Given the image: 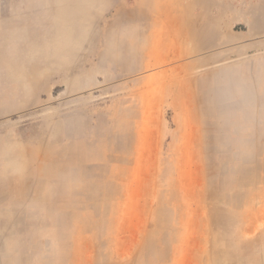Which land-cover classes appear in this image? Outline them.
<instances>
[{
  "label": "rangeland",
  "instance_id": "374dc122",
  "mask_svg": "<svg viewBox=\"0 0 264 264\" xmlns=\"http://www.w3.org/2000/svg\"><path fill=\"white\" fill-rule=\"evenodd\" d=\"M178 2L194 25L170 40L142 38L153 0L15 26L0 264H264V0Z\"/></svg>",
  "mask_w": 264,
  "mask_h": 264
},
{
  "label": "crops",
  "instance_id": "0c3cea01",
  "mask_svg": "<svg viewBox=\"0 0 264 264\" xmlns=\"http://www.w3.org/2000/svg\"><path fill=\"white\" fill-rule=\"evenodd\" d=\"M66 1L67 0H21L24 5L22 4L19 7L26 11L20 13L17 19L0 17V54L3 56V63L0 67V122L13 120L20 111L24 113L29 107V103L26 99L25 86H23L20 93L18 72L14 71L9 63L10 57L17 55L20 48L27 46V43L19 44L17 41L19 32H23L27 35V30L16 29L15 26L28 24L50 25L51 16L56 14L55 10L61 9ZM82 1L83 0H74L75 3ZM107 1L111 2L113 0ZM129 1L139 3V1L143 0ZM153 1L158 2L153 4V7L159 8L162 10V13L155 16H146L144 17L145 19L139 22L141 26L145 25L144 29L141 30L140 28V32L142 31V33L145 34L144 36L142 35V38L144 37L145 40H150L152 33L156 34L159 32H162L163 35H167L170 40L171 35L185 30V26L194 25L192 17L179 15L178 10H176L180 5L178 0ZM90 2L92 9H96V15L95 12L92 11V17L98 18L100 0H90ZM92 23H95V21H92ZM96 24H98V20ZM26 37L27 36L22 37V39L27 41ZM176 46L177 45L172 47L167 46V48L171 49ZM165 55L170 56L169 53L164 54V56Z\"/></svg>",
  "mask_w": 264,
  "mask_h": 264
}]
</instances>
